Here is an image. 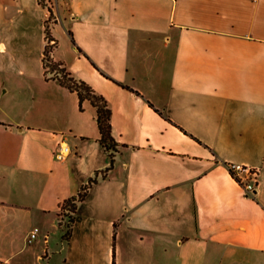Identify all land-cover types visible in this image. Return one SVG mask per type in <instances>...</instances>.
Returning <instances> with one entry per match:
<instances>
[{
	"label": "crops",
	"instance_id": "crops-1",
	"mask_svg": "<svg viewBox=\"0 0 264 264\" xmlns=\"http://www.w3.org/2000/svg\"><path fill=\"white\" fill-rule=\"evenodd\" d=\"M51 11L0 0V264H264V0ZM46 26L111 109L106 172L95 108L44 75ZM229 162L259 168L253 195ZM96 171L65 239L60 204Z\"/></svg>",
	"mask_w": 264,
	"mask_h": 264
},
{
	"label": "trees",
	"instance_id": "trees-1",
	"mask_svg": "<svg viewBox=\"0 0 264 264\" xmlns=\"http://www.w3.org/2000/svg\"><path fill=\"white\" fill-rule=\"evenodd\" d=\"M45 37L47 40H53L48 26L45 28ZM56 42V41H54ZM51 45L48 43L44 46L42 62L44 67L45 77L51 76L55 78L59 84L66 87L70 91L76 92L79 98V108L82 109V103L84 100H88L90 104L96 110V122L99 129L100 137L99 142L109 153L110 163L103 172L111 169L113 166L114 156L121 145L112 134L111 126V109L105 99V97L97 93L93 87L84 80L76 79L63 65L62 62L56 61L51 56ZM50 74V75H49ZM157 111L164 115L162 111ZM100 171H96L95 175L90 177L86 183L82 184L78 191L65 198L60 204V214L63 218L67 219L65 226L64 238L69 239L71 232V224L74 221V215L77 209L78 203L86 196L88 189L92 184L97 182V174Z\"/></svg>",
	"mask_w": 264,
	"mask_h": 264
},
{
	"label": "built area",
	"instance_id": "built-area-1",
	"mask_svg": "<svg viewBox=\"0 0 264 264\" xmlns=\"http://www.w3.org/2000/svg\"><path fill=\"white\" fill-rule=\"evenodd\" d=\"M42 7L47 9L49 17L57 19L56 14L51 11L55 6L57 0H39ZM49 45H54L53 40H48ZM69 153V147L65 142L58 144L55 150V157L62 159ZM227 169L232 178L241 186L245 195H253L259 180L260 170L258 167L251 166L243 163L229 162L227 163ZM35 236V232H32L29 241Z\"/></svg>",
	"mask_w": 264,
	"mask_h": 264
},
{
	"label": "rangeland",
	"instance_id": "rangeland-1",
	"mask_svg": "<svg viewBox=\"0 0 264 264\" xmlns=\"http://www.w3.org/2000/svg\"><path fill=\"white\" fill-rule=\"evenodd\" d=\"M66 223H67V219H66Z\"/></svg>",
	"mask_w": 264,
	"mask_h": 264
}]
</instances>
